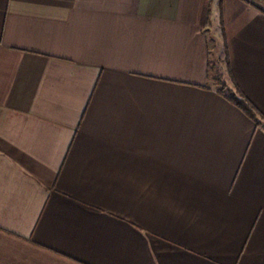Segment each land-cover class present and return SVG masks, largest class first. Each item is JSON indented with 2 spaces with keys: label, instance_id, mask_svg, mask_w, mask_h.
Masks as SVG:
<instances>
[{
  "label": "crops",
  "instance_id": "crops-1",
  "mask_svg": "<svg viewBox=\"0 0 264 264\" xmlns=\"http://www.w3.org/2000/svg\"><path fill=\"white\" fill-rule=\"evenodd\" d=\"M0 264H264V1L0 0Z\"/></svg>",
  "mask_w": 264,
  "mask_h": 264
},
{
  "label": "trees",
  "instance_id": "trees-1",
  "mask_svg": "<svg viewBox=\"0 0 264 264\" xmlns=\"http://www.w3.org/2000/svg\"><path fill=\"white\" fill-rule=\"evenodd\" d=\"M264 1V0H260ZM226 91V87L222 86L220 88V93L223 94ZM229 101H231L236 107H238L246 116H248L251 120H253L256 126H263L261 121L258 119L259 113L258 111L239 93H235L228 97ZM260 118V117H259Z\"/></svg>",
  "mask_w": 264,
  "mask_h": 264
},
{
  "label": "rangeland",
  "instance_id": "rangeland-1",
  "mask_svg": "<svg viewBox=\"0 0 264 264\" xmlns=\"http://www.w3.org/2000/svg\"><path fill=\"white\" fill-rule=\"evenodd\" d=\"M249 2H251L252 3V1H257V0H248ZM260 1V0H259ZM225 80H226V78H225ZM219 84L221 85V82H219ZM226 87V86H225ZM230 90V89H229ZM228 92V91H227Z\"/></svg>",
  "mask_w": 264,
  "mask_h": 264
}]
</instances>
